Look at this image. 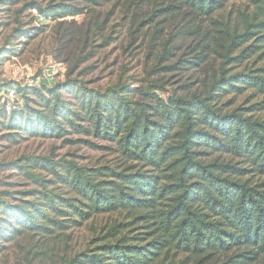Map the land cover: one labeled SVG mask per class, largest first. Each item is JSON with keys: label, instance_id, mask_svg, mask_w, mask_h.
I'll use <instances>...</instances> for the list:
<instances>
[{"label": "trees", "instance_id": "trees-1", "mask_svg": "<svg viewBox=\"0 0 264 264\" xmlns=\"http://www.w3.org/2000/svg\"><path fill=\"white\" fill-rule=\"evenodd\" d=\"M57 1L45 6L34 1L30 7L47 19L83 14ZM77 1L100 6L113 0ZM173 1L212 17L230 2L242 0ZM244 1L253 11L242 13L241 24L219 22L226 27L228 44L224 67L213 74L204 93L165 99L159 94L163 86L154 82L98 90L77 80H47L41 89H31L44 107L38 109L31 104L29 89L17 88L19 98L22 92V103L16 102L20 107L9 111L2 104L0 109V125L9 130V141L15 142L20 132L29 138L56 139L116 153L125 167L98 169L94 175L75 156H29L10 164L42 189V204H9L0 196V245L25 232L49 237L94 216L122 212L132 213L134 222L149 223L157 236L129 237L120 225L69 264H164L181 254L210 258L234 251L239 253L221 264H264V119L247 115L249 109H227L232 102H223L246 90L264 95V65L256 68V60L246 62L264 55V0ZM179 7L170 5L166 11ZM243 65L244 70L233 72V67ZM175 69L164 66L159 73ZM8 88L11 85H0L2 91ZM216 153L250 164L243 168L205 159ZM40 171L51 179L36 173ZM253 177L260 179L254 182Z\"/></svg>", "mask_w": 264, "mask_h": 264}, {"label": "rangeland", "instance_id": "rangeland-1", "mask_svg": "<svg viewBox=\"0 0 264 264\" xmlns=\"http://www.w3.org/2000/svg\"><path fill=\"white\" fill-rule=\"evenodd\" d=\"M13 1L0 0V85L28 88L31 104L38 109L44 107L31 89H41L47 80L56 84L77 80L89 89L98 90L118 84L138 82L146 86L154 82L163 86L159 94L165 99L172 95L189 97L204 93L213 74L220 73V68L224 67L222 56L228 44L224 34L226 27L219 22H228L233 27L235 23L241 24L243 12L253 11L244 0L230 2L225 11L212 17L179 7L173 0H113L100 6L58 0L57 3L80 8L83 14L47 19L30 5L36 1L45 6L51 0H19L15 4ZM170 5L179 9L167 12ZM255 60L256 68L264 65V55L260 59L256 55L246 62ZM195 62L204 63L194 67ZM173 65L175 71L159 73L164 66ZM244 68L245 65L233 67V72ZM21 93L20 90L19 99ZM229 101L232 104L227 109H249L247 115L264 119V95L246 90L223 102ZM19 107L10 103L7 109ZM9 133L0 125V196L9 204L23 201L42 204L38 194L42 189L21 171L8 167L24 157L58 160L75 156V161L92 170L94 175L98 169L119 171L125 167L124 160L113 152L70 146L56 139L29 138L22 132L16 133V141L11 142ZM205 159H219L243 168L250 164L219 153ZM36 173L46 180L51 179L41 171ZM253 178L254 182L260 179ZM133 219L132 213L121 212L94 216L80 227L49 237L25 232L20 239L0 245V264H69L76 255L94 249L120 225L125 226L123 234L129 237L136 234H150L148 238L157 236L149 223ZM238 253L210 258L181 254L173 263L167 260L164 264H221ZM257 264L263 262L260 260Z\"/></svg>", "mask_w": 264, "mask_h": 264}, {"label": "built area", "instance_id": "built-area-1", "mask_svg": "<svg viewBox=\"0 0 264 264\" xmlns=\"http://www.w3.org/2000/svg\"><path fill=\"white\" fill-rule=\"evenodd\" d=\"M16 102H19V92L17 87L11 86L7 90H0V105L7 104V106L11 103L12 105Z\"/></svg>", "mask_w": 264, "mask_h": 264}]
</instances>
